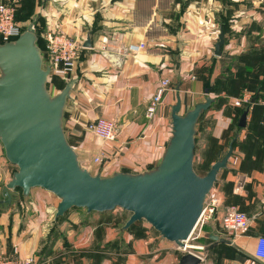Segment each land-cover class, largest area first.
I'll return each instance as SVG.
<instances>
[{
  "label": "crops",
  "instance_id": "1",
  "mask_svg": "<svg viewBox=\"0 0 264 264\" xmlns=\"http://www.w3.org/2000/svg\"><path fill=\"white\" fill-rule=\"evenodd\" d=\"M0 4L14 6L20 20L40 18L45 33L62 32L82 42L75 71L68 81L58 79L59 92L67 82L76 81L64 128L81 165L89 171L99 169L103 177L141 173L160 163L171 138V112L178 93L182 114L216 82L226 85L231 79L237 85L234 90L255 83L261 90L258 97L264 95V0H0ZM221 32L224 45L216 56ZM87 37L91 48H84ZM140 43L146 48L136 54L129 51ZM163 79L170 80V88L148 119L147 109ZM218 112V136L229 130L230 122L238 127V110L224 107ZM98 118L116 122L115 140L105 141L85 130ZM236 135L233 156L210 193L218 200L215 215L198 227L199 238L189 242L190 248L207 249L204 264H264L255 256L258 238L264 237V105L253 104L246 127ZM96 158L102 162L96 163ZM16 171L0 141V201ZM23 200L15 192L11 205H0V258L34 256L38 264H179L184 254L142 223L124 230L129 219L120 223L112 218L115 211L90 214L73 209L56 221L60 201L55 195L38 188ZM233 206L253 218L238 236L222 225Z\"/></svg>",
  "mask_w": 264,
  "mask_h": 264
},
{
  "label": "water",
  "instance_id": "2",
  "mask_svg": "<svg viewBox=\"0 0 264 264\" xmlns=\"http://www.w3.org/2000/svg\"><path fill=\"white\" fill-rule=\"evenodd\" d=\"M37 20L34 18L16 40L0 43V141L7 160L17 167L2 190L0 205H11L17 190L27 198L39 188L59 199L56 221L73 209H85L90 214L122 209L131 214L124 230L145 221L163 240L186 251L207 198L220 172L227 168L239 136L208 173L200 176L195 170L198 124L215 100L208 96L182 114L178 93L171 112V138L156 167L141 173L117 172L110 177L92 174L81 165L64 128L67 101L76 81L67 82L57 94L51 93V68L45 65L38 44ZM223 45L221 32L216 56L221 55ZM91 47L87 37L84 48ZM257 99L258 95L252 104ZM249 112L250 108L243 112L239 128L246 127ZM202 261L187 251L179 264Z\"/></svg>",
  "mask_w": 264,
  "mask_h": 264
},
{
  "label": "built area",
  "instance_id": "3",
  "mask_svg": "<svg viewBox=\"0 0 264 264\" xmlns=\"http://www.w3.org/2000/svg\"><path fill=\"white\" fill-rule=\"evenodd\" d=\"M22 33L23 27L20 22L16 20V8L12 5L0 4V43L14 41ZM44 37L46 41L45 65L51 68L50 78L57 77L68 81L69 77L76 69L79 52L82 48V42L65 33L57 31H48L45 33ZM145 48L146 44L140 43L138 45H132L129 48V51L136 54ZM170 85L171 82L169 79L162 80L154 99L151 101L150 106L147 109L146 117L148 119H152L156 114V111L161 104L165 93L170 88ZM250 99L251 96L247 93L243 98L237 100L235 105L241 107L250 102ZM85 130L105 141H113L119 134L116 122L107 118H98L95 121L89 122L85 126ZM95 162L101 163L102 161L100 158H96ZM217 206L218 200L209 195L198 226L194 230L189 242L199 238V234H195L196 230L215 215ZM252 221V217L233 206L230 207L223 216L222 225L225 230L238 236L241 231L251 225ZM189 242H187V246ZM15 252L17 253V251ZM197 255L203 260L202 264H204V257L199 254ZM255 256L260 260H264V237L258 238V246ZM0 264H38V261L34 256L2 257L0 258Z\"/></svg>",
  "mask_w": 264,
  "mask_h": 264
},
{
  "label": "rangeland",
  "instance_id": "4",
  "mask_svg": "<svg viewBox=\"0 0 264 264\" xmlns=\"http://www.w3.org/2000/svg\"><path fill=\"white\" fill-rule=\"evenodd\" d=\"M20 24L23 27V32L26 30V28L31 23L32 19H26V20H18ZM37 34L40 40V45L43 47H46V41H45V31L43 30V24L38 22V29ZM59 78L57 77H51L49 79V89L52 94H57L59 92ZM228 84H220L216 82L213 85L206 86L209 90L208 94L204 92L201 93V95L197 96V99L194 102V106L199 102H204L206 97H211L216 99L214 105L202 116L199 124H198V134L196 137V152H195V170L200 176H205L212 165L219 159H221L226 152L228 151L229 145L232 141V139L235 137L237 130L239 129L237 127V122L233 121L229 123V130L223 131L221 136H218V134L215 133L216 130V123L219 118L218 116V109L224 108V107H231L236 110H238L237 113H239L240 117L242 112L249 107L250 104H252V98L256 97L257 94V88L255 83H248L245 84L244 87H241L237 90H234V88L237 85H234V83H231V79H229ZM175 86V85H174ZM224 93H232L233 96L231 97H224ZM249 94L251 96L250 102L244 104L241 107H238L235 105V102L241 98H243L244 95ZM197 102V103H196ZM256 103L264 105V95H262L259 99H257ZM193 106V107H194ZM253 106V105H252ZM192 107V108H193ZM211 109H215L214 112L211 111ZM218 132V131H217ZM84 166H87L85 162H83ZM89 166V165H88ZM99 166V165H98ZM90 171L92 174H98L99 169L90 168ZM17 197L19 201H24L21 191H16ZM115 214L112 215V218L119 221L120 223L127 221L131 214L122 210L117 209L114 212ZM141 225L148 226L149 229H153L148 223L145 221L140 222ZM136 225V224H135ZM133 225V226H135ZM141 227V226H136ZM196 248V247H195ZM195 248H188L186 251L184 250L183 253H187V251L195 252L196 254H199L200 256L204 257V259L208 258L207 249H195ZM205 248V247H203ZM155 248H150V251L153 253Z\"/></svg>",
  "mask_w": 264,
  "mask_h": 264
},
{
  "label": "trees",
  "instance_id": "5",
  "mask_svg": "<svg viewBox=\"0 0 264 264\" xmlns=\"http://www.w3.org/2000/svg\"><path fill=\"white\" fill-rule=\"evenodd\" d=\"M37 19H38L37 21H38L39 23H41V19H40V18H37ZM16 20H17V21L19 20V18H18V16H17V13H16ZM18 22H19V21H18ZM38 22H37V29H38ZM37 35H38V34H37ZM38 39H39V37H38ZM15 40H16V39H15ZM38 44H39V46H40V48H41V50H42V53H43V55H44V59H45V61H46L45 47H44V46L42 47V46L40 45V40L38 41ZM58 87H59V85H58ZM258 92H259V93H258ZM260 92H261V90H260V89H257V94H261ZM257 94H256L255 96H257ZM258 99H259V97H258ZM252 105H253V104H250L249 107H247V108H251ZM247 108H246V109H247ZM246 109H245V110H246ZM245 110H244V111H245ZM244 111H243V112H244ZM243 112H242V114H243ZM242 114H241V115H242ZM234 138H235V137H234ZM234 138H233V139H234ZM233 139H232V140H233ZM231 142H232V141H231ZM228 149H229V148H228ZM226 153H227V152H226ZM217 161H218V160H217ZM17 191H21V190H17ZM21 193H22V192H21ZM59 220H61V219H59Z\"/></svg>",
  "mask_w": 264,
  "mask_h": 264
},
{
  "label": "bare ground",
  "instance_id": "6",
  "mask_svg": "<svg viewBox=\"0 0 264 264\" xmlns=\"http://www.w3.org/2000/svg\"><path fill=\"white\" fill-rule=\"evenodd\" d=\"M191 247L189 244H188V248Z\"/></svg>",
  "mask_w": 264,
  "mask_h": 264
}]
</instances>
